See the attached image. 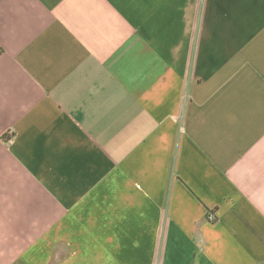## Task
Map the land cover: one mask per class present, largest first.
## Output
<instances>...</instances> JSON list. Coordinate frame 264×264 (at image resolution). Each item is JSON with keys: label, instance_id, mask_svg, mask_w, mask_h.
I'll use <instances>...</instances> for the list:
<instances>
[{"label": "crops", "instance_id": "crops-1", "mask_svg": "<svg viewBox=\"0 0 264 264\" xmlns=\"http://www.w3.org/2000/svg\"><path fill=\"white\" fill-rule=\"evenodd\" d=\"M0 264H264V0H0Z\"/></svg>", "mask_w": 264, "mask_h": 264}, {"label": "built area", "instance_id": "built-area-1", "mask_svg": "<svg viewBox=\"0 0 264 264\" xmlns=\"http://www.w3.org/2000/svg\"><path fill=\"white\" fill-rule=\"evenodd\" d=\"M211 219H214V217H213V216H211Z\"/></svg>", "mask_w": 264, "mask_h": 264}]
</instances>
